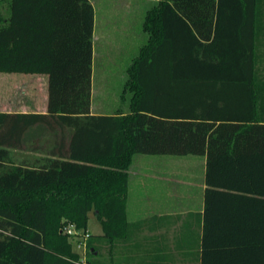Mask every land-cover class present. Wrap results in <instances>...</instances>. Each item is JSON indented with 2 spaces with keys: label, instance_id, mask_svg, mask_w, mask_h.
<instances>
[{
  "label": "trees",
  "instance_id": "1",
  "mask_svg": "<svg viewBox=\"0 0 264 264\" xmlns=\"http://www.w3.org/2000/svg\"><path fill=\"white\" fill-rule=\"evenodd\" d=\"M2 4L0 72L46 74L47 106L45 113L0 112V264H146L124 245L135 154L203 155L209 185L224 159H254L253 171L263 175L264 93L254 69L264 0H155L143 18L146 41L128 66L125 114L90 111L89 0ZM37 123L54 136L58 128L60 141L37 165L12 162L9 149ZM209 192L206 232L214 226ZM90 211L101 233H87L81 259L64 228L85 234ZM119 242L123 257L107 258Z\"/></svg>",
  "mask_w": 264,
  "mask_h": 264
},
{
  "label": "crops",
  "instance_id": "2",
  "mask_svg": "<svg viewBox=\"0 0 264 264\" xmlns=\"http://www.w3.org/2000/svg\"><path fill=\"white\" fill-rule=\"evenodd\" d=\"M89 1L94 10L93 1ZM136 1L142 6L155 2ZM107 25L96 23L94 17L92 46L97 38L108 41L115 33L105 29ZM119 27L116 25L113 30ZM256 43L258 60L254 73L261 78L258 87L264 93V31ZM93 81L91 69L90 111L99 114L102 112L94 110L97 85ZM46 106V74L0 72V112L45 113ZM56 133L54 136L55 132L41 123L30 126L23 133L21 146L9 149L11 161L37 165L54 141H60L58 128ZM152 156L155 157H140L137 165L128 169L127 251L134 252L137 260L142 255L146 264H264V173L256 176L253 170L259 168L254 159L243 165L229 159L218 162L215 185H209L205 182V156ZM242 170L245 174L240 173ZM207 189L210 197L206 216L214 219V226L206 232L203 220ZM205 232L210 243L203 246ZM122 247L119 242L110 253L106 250V257L121 259Z\"/></svg>",
  "mask_w": 264,
  "mask_h": 264
},
{
  "label": "rangeland",
  "instance_id": "3",
  "mask_svg": "<svg viewBox=\"0 0 264 264\" xmlns=\"http://www.w3.org/2000/svg\"><path fill=\"white\" fill-rule=\"evenodd\" d=\"M92 1L95 6L94 17L96 23H108L105 29L115 32L108 38V41L97 38L92 46L91 68L94 75L93 82L97 85L94 87V110L102 113L120 112V114H125L132 94V89L129 86L130 74L128 66L137 55L139 47L146 41L142 23L145 9L151 5L142 6L136 0ZM0 12L2 15H7V5H0ZM119 24L121 25L120 27L118 26ZM116 25L119 28L114 31L113 29ZM103 103L106 106H102ZM140 157H149L150 159L155 156L135 154L130 166L135 167ZM181 158L183 157L181 156ZM180 164L177 163V165ZM88 216L86 233H101V225L97 217L92 211L88 213ZM77 239V237H70L74 248L78 250L81 259H83L86 255L85 246L82 243L78 245L80 240Z\"/></svg>",
  "mask_w": 264,
  "mask_h": 264
},
{
  "label": "built area",
  "instance_id": "4",
  "mask_svg": "<svg viewBox=\"0 0 264 264\" xmlns=\"http://www.w3.org/2000/svg\"><path fill=\"white\" fill-rule=\"evenodd\" d=\"M64 230L66 231V233H68L69 235H70V237H77L78 239L77 240H80V241H82V242H80V241H78V245H80L81 243H82V245H84V239L86 238V236H87V233H85V234H81V232L79 231V230H77L75 227H74V225L73 224H69V225H67L65 228H64ZM82 264H84V263H82Z\"/></svg>",
  "mask_w": 264,
  "mask_h": 264
}]
</instances>
